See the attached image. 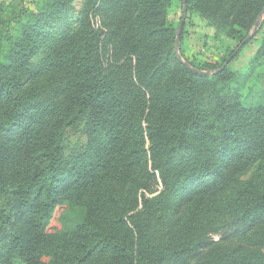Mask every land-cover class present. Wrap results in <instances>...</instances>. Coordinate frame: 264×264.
Listing matches in <instances>:
<instances>
[{"label": "trees", "instance_id": "trees-1", "mask_svg": "<svg viewBox=\"0 0 264 264\" xmlns=\"http://www.w3.org/2000/svg\"><path fill=\"white\" fill-rule=\"evenodd\" d=\"M186 5L219 60L176 50L184 0H35L16 34L0 0V264H264V15L245 68L194 70L264 0Z\"/></svg>", "mask_w": 264, "mask_h": 264}, {"label": "rangeland", "instance_id": "rangeland-1", "mask_svg": "<svg viewBox=\"0 0 264 264\" xmlns=\"http://www.w3.org/2000/svg\"><path fill=\"white\" fill-rule=\"evenodd\" d=\"M32 1L35 0H4L6 6L8 7V10L6 11V23L11 22L10 27L8 29L5 28L6 31H10L12 34L17 33L14 17L18 13L23 3L29 4ZM180 16V9H177L175 13L171 14V18L175 21H178ZM261 21H263V18ZM263 32L258 34L250 44L243 48L236 60L231 63L232 68L241 70L247 66L250 58L257 50L258 43ZM213 33L214 29L209 26L208 22L202 19L199 15L194 14L189 18L187 16L186 22L184 24V36L182 40L186 53L189 56L195 55L200 58L213 59L214 61L219 60L220 57L225 55V46H223L224 44L221 45V43L214 41L212 37ZM86 141L87 137L83 132V126L74 127L67 130L66 143L69 148H73L77 145H84ZM65 208L66 205H59L55 209L54 215L48 227L49 233H55L61 229L60 217ZM45 260L48 261L49 259L46 258Z\"/></svg>", "mask_w": 264, "mask_h": 264}, {"label": "water", "instance_id": "water-1", "mask_svg": "<svg viewBox=\"0 0 264 264\" xmlns=\"http://www.w3.org/2000/svg\"><path fill=\"white\" fill-rule=\"evenodd\" d=\"M186 15H187V5H186V0H184V9H183V12H182V19H181V22H180V25H179V28H178V31H177V37H176V50L177 51H179V49H180V45H181L180 36H181V33L183 31V28H184ZM263 15H264V9H263L262 13L259 16V19L256 22V25H255L252 33L250 35H248V37L244 41H242V43H240L238 45V47L235 49L233 54L230 55L226 59V61L223 63V65L219 69H215V70H211V71H203V70H198V69H194V70L199 72V73H203V74H216V73L224 70L228 66V64L233 60V58L240 52V50L246 44V42L254 35V33H255V31H256V29L258 27V24L261 21ZM186 64L189 65V63H186Z\"/></svg>", "mask_w": 264, "mask_h": 264}]
</instances>
